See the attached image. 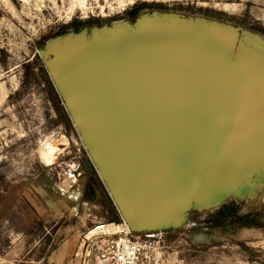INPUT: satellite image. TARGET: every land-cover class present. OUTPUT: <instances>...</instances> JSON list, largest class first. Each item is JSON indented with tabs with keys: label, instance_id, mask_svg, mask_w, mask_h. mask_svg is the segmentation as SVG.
<instances>
[{
	"label": "water",
	"instance_id": "obj_1",
	"mask_svg": "<svg viewBox=\"0 0 264 264\" xmlns=\"http://www.w3.org/2000/svg\"><path fill=\"white\" fill-rule=\"evenodd\" d=\"M40 57L132 232L177 228L198 196L225 201L264 179L258 39L152 14L55 37Z\"/></svg>",
	"mask_w": 264,
	"mask_h": 264
},
{
	"label": "rangeland",
	"instance_id": "obj_2",
	"mask_svg": "<svg viewBox=\"0 0 264 264\" xmlns=\"http://www.w3.org/2000/svg\"><path fill=\"white\" fill-rule=\"evenodd\" d=\"M83 3L0 0V264H44L60 240L76 235L80 241L93 221L113 223L103 204L84 199L86 153L47 89L41 45L74 22L86 30L122 24L136 8L141 16L167 14L225 25L264 44V0ZM49 149L55 150L50 165ZM236 196L228 198L237 200L238 214L259 211L264 179ZM203 199L196 198L185 223L161 231L165 258L177 264H264V213L261 228L229 223L211 228L207 214L224 198L213 193Z\"/></svg>",
	"mask_w": 264,
	"mask_h": 264
},
{
	"label": "built area",
	"instance_id": "obj_3",
	"mask_svg": "<svg viewBox=\"0 0 264 264\" xmlns=\"http://www.w3.org/2000/svg\"><path fill=\"white\" fill-rule=\"evenodd\" d=\"M163 235L132 232L118 223L93 221L81 235L76 256L81 264H177L163 254Z\"/></svg>",
	"mask_w": 264,
	"mask_h": 264
},
{
	"label": "trees",
	"instance_id": "obj_4",
	"mask_svg": "<svg viewBox=\"0 0 264 264\" xmlns=\"http://www.w3.org/2000/svg\"><path fill=\"white\" fill-rule=\"evenodd\" d=\"M140 16H141V13L137 8L132 9V10H130V12H128L126 20L129 23H134ZM84 29H85L84 26L74 22L70 26L62 28L60 33L56 34L51 39L58 37V36H61V35L68 34L70 32L78 33ZM44 45H45V43L43 45H41L40 49H42ZM40 71H41L42 77L46 83L47 89H48V91L52 97V100L54 101L55 106L57 107V110L62 115L65 122L70 127H72L71 121H70L63 105L61 104L59 96L56 93V90H55V88H54V86L50 80V77H49L47 70L44 67L43 63H41ZM85 160H86V163L89 167L91 175L93 176L97 186L99 187V190H100L101 195H102V201L104 203L105 208L108 211V214L110 215V218H111L110 220L113 222L120 221V217H119L117 210L113 206L106 190L104 189L99 177L97 176V174H96V172H95V170H94L92 164L90 163L86 154H85ZM263 213H264V205L262 206V208L259 211H251V212L245 213L244 215H240V214H238L237 200L230 198V199L225 200L217 209H215L214 211L209 212L207 214L208 218L205 220V224H206V226L211 227V228L222 227L223 225H225L227 223L234 224V225H236L238 227H242V228H261L262 226H261L260 218H261V216H263ZM214 219L217 220L216 223L213 222Z\"/></svg>",
	"mask_w": 264,
	"mask_h": 264
},
{
	"label": "crops",
	"instance_id": "obj_5",
	"mask_svg": "<svg viewBox=\"0 0 264 264\" xmlns=\"http://www.w3.org/2000/svg\"><path fill=\"white\" fill-rule=\"evenodd\" d=\"M78 242L79 237L76 235L60 240L50 250L44 264H81L76 256Z\"/></svg>",
	"mask_w": 264,
	"mask_h": 264
},
{
	"label": "flooded vegetation",
	"instance_id": "obj_6",
	"mask_svg": "<svg viewBox=\"0 0 264 264\" xmlns=\"http://www.w3.org/2000/svg\"><path fill=\"white\" fill-rule=\"evenodd\" d=\"M86 171L88 172L85 183L83 185V196L84 199L90 202L91 204L101 203L104 206L102 201V195L97 186L93 176L90 173L89 167L85 166Z\"/></svg>",
	"mask_w": 264,
	"mask_h": 264
},
{
	"label": "bare ground",
	"instance_id": "obj_7",
	"mask_svg": "<svg viewBox=\"0 0 264 264\" xmlns=\"http://www.w3.org/2000/svg\"><path fill=\"white\" fill-rule=\"evenodd\" d=\"M83 2H84V0H80V4L81 5L84 4ZM53 151H55V150L54 149H49L48 150V154L45 156V160H46L48 165H50V163H51V154H52Z\"/></svg>",
	"mask_w": 264,
	"mask_h": 264
}]
</instances>
